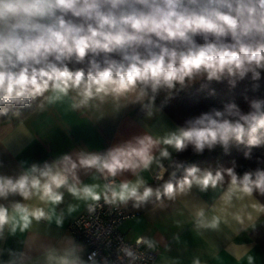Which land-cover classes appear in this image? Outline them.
I'll return each mask as SVG.
<instances>
[{"label":"clouds","instance_id":"9594fccd","mask_svg":"<svg viewBox=\"0 0 264 264\" xmlns=\"http://www.w3.org/2000/svg\"><path fill=\"white\" fill-rule=\"evenodd\" d=\"M85 67H70L83 65ZM264 72V0H0V117L19 116L20 109L44 111L67 98L73 110L100 109L113 104L116 110L139 104L147 115L161 91L169 94L199 80L221 81L231 86L238 80L258 81ZM247 113L235 103L214 110L164 136L143 135L105 154L80 151L63 155L43 166L33 164L18 177L0 175V199L18 196L27 204L0 203V241L5 232L23 233L33 221L51 220L46 208L60 205L65 193L78 200L112 206L140 208L155 197L175 200L195 185L201 192L227 183L211 215L204 208L194 214L197 230L219 231L221 224L255 228L264 215V170L239 176L234 167L223 172L196 166L184 168L173 161L168 180L150 186L140 175L154 163L158 180L167 169L161 158L171 160L170 146L194 153L230 143L251 149L264 146V100L249 102ZM20 130L27 131L20 122ZM159 154L156 155L155 153ZM183 168V176L173 180ZM94 169L107 183L81 185L78 173ZM130 171L135 180L116 182ZM225 173L229 178L226 182ZM88 204V211L95 210ZM75 208L69 206L68 211ZM63 213L56 220L62 225ZM237 232L239 229L233 228ZM148 249L155 241L138 237L136 245ZM5 250L0 249V255ZM8 259L0 264H100L97 253L84 259L85 246L67 237L61 247L49 245L35 257L29 252L7 249ZM135 264L141 257L130 247L119 249L117 259ZM241 259L240 255L236 256ZM253 264V257H247ZM102 264H113L104 259ZM193 264H201L194 259Z\"/></svg>","mask_w":264,"mask_h":264},{"label":"crops","instance_id":"0c3cea01","mask_svg":"<svg viewBox=\"0 0 264 264\" xmlns=\"http://www.w3.org/2000/svg\"><path fill=\"white\" fill-rule=\"evenodd\" d=\"M139 107V104H128L116 110L109 103L98 110H73L65 98L63 102H57L44 111L36 110L23 120L27 135L20 130L21 121L0 124V175L15 178L33 164L42 167L45 162L51 163L65 154L75 157L80 151L103 155L109 149L133 141L136 137L164 136L179 128L157 109H153L151 117L147 112L141 116L136 115ZM166 147L172 158L176 151L170 146ZM169 162L161 158L165 168ZM158 171L154 163L140 175L150 185L154 183L152 176ZM78 175L82 186L99 184L101 188L97 191H101L105 184L103 176L94 169L81 170ZM115 179L120 183L135 180V176L126 171ZM226 187L218 185L216 189L209 188L201 192L194 185L187 194L178 195L175 200L165 198L162 207L158 203L150 210L138 212L122 224L121 233L129 242L136 241L138 237L155 241L159 248L155 264H193L194 259H199L201 264H248L249 255L253 257V264H264V252L250 237L253 230L264 224V215L258 218L255 228L249 227L246 230L240 229L235 222H232V226L221 224L219 231L197 230L195 227V211L204 208L210 216L211 208L218 203ZM18 200L30 205L38 203L22 201L18 196H10L8 200L0 199V203L10 206ZM90 203L93 201L78 200L65 193L60 205H49L46 208L52 216L51 220L33 221L28 230L23 233L17 230L14 237L5 232V239L0 241V249L5 250L0 260L8 259L6 250L9 248L25 252L31 250L30 255L35 257L49 245L61 247L67 237L73 238L69 231L70 223ZM69 206L75 210L69 212ZM61 213L63 222L58 226L56 220ZM233 228L239 229L238 234ZM237 255L241 256L240 260L236 259Z\"/></svg>","mask_w":264,"mask_h":264},{"label":"trees","instance_id":"16d2710c","mask_svg":"<svg viewBox=\"0 0 264 264\" xmlns=\"http://www.w3.org/2000/svg\"><path fill=\"white\" fill-rule=\"evenodd\" d=\"M87 61L83 65H70V67H85ZM254 99L264 100V72L258 81H252L249 78L238 80L235 86L229 85L226 79L221 81L199 80L192 85L180 88L177 86L170 94L161 91L157 96L153 109H157L167 115L179 128L188 127L191 122L199 119L204 114H210L214 110L223 111L229 103H235L242 112L247 113L250 110L249 102ZM35 102L31 108L20 109V115L15 116L13 112H9L8 117H0V124L8 122L23 121L36 111ZM136 115L141 116L146 113L141 107L136 110ZM245 145H237L235 142L230 143L227 151L221 146H216L212 150L205 149L202 154L194 153L191 146L182 152H175L170 162L166 166L167 171L163 176V180L150 184L152 187L159 186L168 180L173 168L170 164L175 161L182 162L184 168L196 166L203 169H211L213 172L234 167L236 173L242 176L245 172L264 170V146L254 147L251 149L250 158H245ZM183 168L176 173L179 179L183 176ZM229 178L225 173V180ZM227 185L225 183L223 186ZM165 199V198H164ZM262 203L264 197L257 196ZM159 201L155 197L151 198L147 203L142 204L140 208H134L130 201L127 207L132 211L145 212L155 207ZM251 239L257 243L264 252V224L257 227L250 234Z\"/></svg>","mask_w":264,"mask_h":264},{"label":"built area","instance_id":"2783aa9c","mask_svg":"<svg viewBox=\"0 0 264 264\" xmlns=\"http://www.w3.org/2000/svg\"><path fill=\"white\" fill-rule=\"evenodd\" d=\"M158 173L159 171L152 176L154 183L161 181L157 179ZM93 204L96 205L94 211L89 212L87 207L69 225V231L73 238L85 246V260L92 252H96V259L100 264L104 259L112 261L113 264H121L117 259L119 249L127 246L141 257L135 264L156 263L159 255L158 247L148 249L143 244L137 246L136 241L125 240L121 233L122 224L133 218L138 212H133L124 205L105 204L103 199L99 202H93ZM123 264H128L127 258L124 259Z\"/></svg>","mask_w":264,"mask_h":264}]
</instances>
